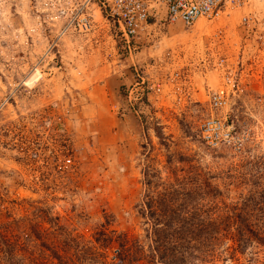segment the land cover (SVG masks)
<instances>
[{
	"label": "rangeland",
	"instance_id": "rangeland-1",
	"mask_svg": "<svg viewBox=\"0 0 264 264\" xmlns=\"http://www.w3.org/2000/svg\"><path fill=\"white\" fill-rule=\"evenodd\" d=\"M83 2L0 0V237L22 264H147L143 195L190 181L224 235L203 264H264V247L239 254L226 235L245 200L264 233V43L239 24L247 10L159 15L127 45ZM228 72L242 146L209 150L196 125Z\"/></svg>",
	"mask_w": 264,
	"mask_h": 264
},
{
	"label": "trees",
	"instance_id": "trees-1",
	"mask_svg": "<svg viewBox=\"0 0 264 264\" xmlns=\"http://www.w3.org/2000/svg\"><path fill=\"white\" fill-rule=\"evenodd\" d=\"M189 182L181 187L177 185L178 188L166 184L155 195L148 192L143 195L138 214L148 227L145 233L147 254L143 256L147 264L206 263L215 244L224 237L215 229L220 223L219 219L202 213L197 215V205L188 202L190 194L196 190ZM143 184L148 186L150 182ZM253 205L255 203L251 204L250 200L242 201L235 207L236 212L227 217L229 223L235 226L234 231L226 234L233 245L230 247L233 252L242 254L252 243L264 247V233L251 228L253 220L255 222L250 216ZM176 211H179L178 215ZM173 227L186 229L172 230ZM17 252L8 239L0 237V264H22ZM55 260L60 262L61 259L57 257Z\"/></svg>",
	"mask_w": 264,
	"mask_h": 264
},
{
	"label": "built area",
	"instance_id": "built-area-1",
	"mask_svg": "<svg viewBox=\"0 0 264 264\" xmlns=\"http://www.w3.org/2000/svg\"><path fill=\"white\" fill-rule=\"evenodd\" d=\"M262 2L264 0H84L83 3L110 19L128 45L138 32L151 25L150 20L155 21L159 15L166 23L178 21L189 26L199 19L212 20L243 8L247 11L240 17L239 24L253 34V41L264 43V8L256 7ZM86 22L81 13L76 16V25L85 26ZM220 82L216 90L206 95L208 114L198 121L196 132L206 149L239 151L242 138L224 111L230 96L238 89L237 80L234 73L228 72L223 74Z\"/></svg>",
	"mask_w": 264,
	"mask_h": 264
}]
</instances>
